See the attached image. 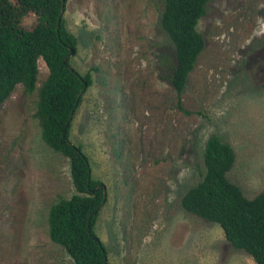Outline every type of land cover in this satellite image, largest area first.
<instances>
[{
  "label": "rangeland",
  "instance_id": "obj_1",
  "mask_svg": "<svg viewBox=\"0 0 264 264\" xmlns=\"http://www.w3.org/2000/svg\"><path fill=\"white\" fill-rule=\"evenodd\" d=\"M163 0H67L77 40L69 65L93 83L69 140L106 188L94 231L108 264H256L222 227L181 205L205 172L208 137L232 145L229 172L248 197L264 187V0H210L205 47L178 98L175 47L161 28ZM33 15L24 18L31 25ZM36 89L19 84L0 104V264H75L49 237L51 205L76 193L70 161L41 136Z\"/></svg>",
  "mask_w": 264,
  "mask_h": 264
},
{
  "label": "trees",
  "instance_id": "obj_2",
  "mask_svg": "<svg viewBox=\"0 0 264 264\" xmlns=\"http://www.w3.org/2000/svg\"><path fill=\"white\" fill-rule=\"evenodd\" d=\"M66 1L0 0V104L19 84L28 93L35 91L38 59L42 58L49 73L38 88L35 116L45 143L69 158L76 189L71 197L51 205L49 237L75 264H108L107 250L94 231L107 199L106 188L93 178L88 156L69 140L71 114L93 79L91 71L80 74L69 65L70 51L76 50L78 40L65 24ZM209 1L163 0L160 25L175 47L171 82L180 101L205 47L197 24ZM28 15H33L34 21L27 26L23 20ZM235 162L232 145L218 134L210 135L203 152V177L184 193L181 205L220 225L233 247L245 251L256 264H264V187L253 197L245 195L228 175Z\"/></svg>",
  "mask_w": 264,
  "mask_h": 264
},
{
  "label": "water",
  "instance_id": "obj_3",
  "mask_svg": "<svg viewBox=\"0 0 264 264\" xmlns=\"http://www.w3.org/2000/svg\"><path fill=\"white\" fill-rule=\"evenodd\" d=\"M74 53H75V50L72 49V50L70 51L69 56L72 55V54H74ZM73 115H74V112H72L71 117H73ZM71 117H70V118H71ZM104 197H105V196H104Z\"/></svg>",
  "mask_w": 264,
  "mask_h": 264
}]
</instances>
